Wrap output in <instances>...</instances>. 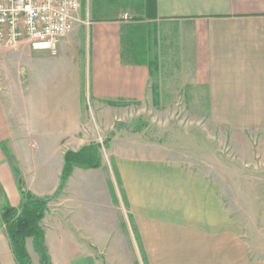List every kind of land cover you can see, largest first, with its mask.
<instances>
[{
	"label": "crops",
	"instance_id": "crops-1",
	"mask_svg": "<svg viewBox=\"0 0 264 264\" xmlns=\"http://www.w3.org/2000/svg\"><path fill=\"white\" fill-rule=\"evenodd\" d=\"M52 57L26 43L0 47V186L14 208L19 182L52 197L64 154L95 143L86 99L110 107L144 101L150 85L169 91L161 68L170 57L181 64L184 85L199 91L214 127L254 128L240 119L264 114V0H79L54 56L61 60L47 70ZM143 149L112 158L129 224L109 163L74 167L41 221L49 264H264V233L238 231L220 189L191 182L190 172L184 182L193 185L182 187L180 207L199 212L171 218L166 192L170 175L180 172L151 146ZM26 249L31 257V239ZM0 264H18L1 215Z\"/></svg>",
	"mask_w": 264,
	"mask_h": 264
},
{
	"label": "rangeland",
	"instance_id": "rangeland-1",
	"mask_svg": "<svg viewBox=\"0 0 264 264\" xmlns=\"http://www.w3.org/2000/svg\"><path fill=\"white\" fill-rule=\"evenodd\" d=\"M58 58L47 59V70L59 63L61 58ZM63 59H66L64 67L70 68L73 50H69ZM161 69L164 77L170 78L169 91L150 85L145 100L139 103L106 107L86 99L84 105L89 138L99 147L101 160L109 163L113 171L115 188L122 198L128 224L129 210L113 166L117 162L112 158L121 152H145L143 146L149 145L153 152L157 150L163 156L166 167L180 172V177L170 175V191L167 187L160 189L162 193L169 191L166 194L169 195L171 218L181 219L184 213L193 215L199 212L180 207L184 204L182 187L186 190V184L193 185L184 182L188 179L184 175L190 172L191 182L202 180L204 184L220 189L219 194L226 206L224 213L237 218L238 231L263 234L264 114H248L250 118L240 119V124H252L254 128H216L211 123V114L204 111L205 103L199 97V91L184 85L185 75L176 57H170V65ZM17 180L21 181V178L18 176ZM60 192L58 188L50 199L54 200ZM164 197L161 199L165 200ZM205 211L208 210H200ZM128 243L134 247L138 242ZM30 252L31 261L34 260L32 264H40L33 245ZM139 259L142 264L146 263L145 258Z\"/></svg>",
	"mask_w": 264,
	"mask_h": 264
},
{
	"label": "built area",
	"instance_id": "built-area-1",
	"mask_svg": "<svg viewBox=\"0 0 264 264\" xmlns=\"http://www.w3.org/2000/svg\"><path fill=\"white\" fill-rule=\"evenodd\" d=\"M78 6L79 0H0V47L26 43L33 51L56 56Z\"/></svg>",
	"mask_w": 264,
	"mask_h": 264
},
{
	"label": "trees",
	"instance_id": "trees-1",
	"mask_svg": "<svg viewBox=\"0 0 264 264\" xmlns=\"http://www.w3.org/2000/svg\"><path fill=\"white\" fill-rule=\"evenodd\" d=\"M135 130L138 131V129ZM100 166L99 147L95 143H90L76 152H66L59 191L63 189L74 167L97 169ZM19 186L21 200L17 208L11 207L5 202V195L0 189V215L12 253L18 264H32L26 250V240L31 239L34 251L42 256V264H49L45 254L44 230L41 227V221L48 211L51 199L31 194L22 188L20 182Z\"/></svg>",
	"mask_w": 264,
	"mask_h": 264
}]
</instances>
